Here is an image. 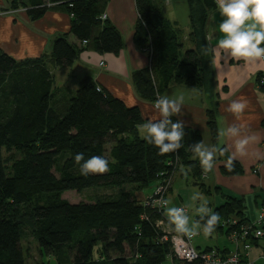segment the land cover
<instances>
[{"label":"trees","instance_id":"obj_1","mask_svg":"<svg viewBox=\"0 0 264 264\" xmlns=\"http://www.w3.org/2000/svg\"><path fill=\"white\" fill-rule=\"evenodd\" d=\"M54 4H63L72 14L70 32L84 46L70 43L65 35L57 37L51 53L57 66H71L89 44L100 53H119L121 34L101 18L100 0H11L12 8H26L33 20ZM161 4L136 0V37L149 41L152 53L150 64L135 72V86L153 102L172 84L208 85L211 75L206 24L209 10L216 7L214 0H188L195 47L186 49L183 57L179 29L163 17ZM261 76L258 84L264 90ZM52 84L42 57L17 61L0 48V264H28L22 245L27 229L41 253L54 256L57 264H165L171 244L155 224L168 222L167 217L164 210L144 205L138 192L184 169L194 184L210 193L200 181L204 170L192 157L191 145L201 143L200 133L182 126L181 147L158 155L138 132L145 121L138 106H127L92 78L56 103ZM207 116L216 142L215 111L208 110ZM76 153L84 159L104 157L107 170L83 176L73 159ZM223 158L224 175L243 173L225 148L219 150L218 161ZM126 184L130 190L94 201L71 203L62 196L67 190ZM212 212L218 221L209 234L229 236L253 223L245 217L242 198L228 196ZM196 220L204 226L201 215ZM255 227L262 235L250 236L251 247L261 244L264 254V218Z\"/></svg>","mask_w":264,"mask_h":264},{"label":"crops","instance_id":"obj_2","mask_svg":"<svg viewBox=\"0 0 264 264\" xmlns=\"http://www.w3.org/2000/svg\"><path fill=\"white\" fill-rule=\"evenodd\" d=\"M161 1L163 17L179 29L183 42L180 54L183 57L186 49L195 47L190 39L192 27L188 0ZM100 6L101 14H107L106 20L121 34L122 47L118 54L100 53L89 44L82 48L71 66H57L51 55L57 37L65 35L70 43L84 47L70 32L72 14L63 4H54L33 20L26 8H12L11 0H0V48L17 61L42 57L53 77L51 93L56 103L66 100L85 78H92L99 88L121 99L127 106H138L144 123L149 118L156 122L160 113L154 107V102L142 97L135 86V72L146 68L151 62L149 41L141 42L136 37L139 21L136 0H100ZM220 20L217 7L209 10L206 39L211 75L208 85L172 84L161 96H168L170 99L183 96L179 112L171 115L170 119L197 130L201 135V144L214 150L213 167L210 171H204L200 180L211 190L208 195H216L212 203H207L210 213L216 206L224 203L228 196L242 198L246 211V201L249 199L255 205L256 212L254 216L245 212V217L253 222L259 218L264 202V90L258 84V76L264 72V60L233 58L225 50L214 52L212 46L223 35L217 28ZM139 35L144 36V33ZM233 100L245 103V108L239 114L227 110ZM208 110L215 111L218 128L216 142L212 140L207 124ZM232 125L239 128V134L235 137L226 134V129ZM244 138H248V143L242 153L237 152L236 142ZM221 148H225L229 157L240 163L243 173L224 175L221 172L220 165L226 161L224 158L218 161ZM192 157L199 161L193 152ZM183 171L186 170L176 174H182ZM175 175L171 178L170 192L173 191ZM199 215L201 214L196 215L195 220ZM195 226V231L203 232V226L197 220ZM198 232L196 231L193 239V244L198 249L212 247L225 254L235 250V244L222 234L218 236L220 235V240L225 239V244L219 240L215 245L195 243ZM249 262L264 264L261 244L252 245L242 264Z\"/></svg>","mask_w":264,"mask_h":264},{"label":"clouds","instance_id":"obj_3","mask_svg":"<svg viewBox=\"0 0 264 264\" xmlns=\"http://www.w3.org/2000/svg\"><path fill=\"white\" fill-rule=\"evenodd\" d=\"M214 3L221 17L217 28L223 35L212 46V50L214 52L225 50L233 58L264 59V46H262L264 45V0H214ZM182 101L183 96L175 99H170L168 96L158 97L154 107L159 111L160 118L156 122L149 118L147 122L138 127L141 137L157 148L158 155L175 151L181 147L180 141L184 135L182 123L173 122L170 116L179 112ZM244 108V102L233 100L227 110L239 114ZM226 134L237 136L238 126H229ZM247 143L248 138L237 140V152L242 153ZM191 150L194 156L199 158L202 169L205 172L210 171L213 167L214 150L200 142L191 145ZM73 159L79 165L83 176H88L90 173H103L108 167L107 160L102 156H91L84 159L82 153H76ZM195 199L196 196H193V200ZM206 205L207 201H203L196 211L201 214V219L205 220L203 232L208 235L213 231L218 215L215 212L210 213ZM164 214L175 232L189 237L196 235V226L189 227V217L183 208L166 207Z\"/></svg>","mask_w":264,"mask_h":264},{"label":"built area","instance_id":"obj_4","mask_svg":"<svg viewBox=\"0 0 264 264\" xmlns=\"http://www.w3.org/2000/svg\"><path fill=\"white\" fill-rule=\"evenodd\" d=\"M163 1L168 2L169 0ZM101 18L105 20L107 18V14H102ZM86 42V40L83 41V44ZM149 50L151 55L152 51L150 47ZM261 75L260 84L264 88V72ZM158 97L161 96L157 95V98ZM171 178L172 176H163V178L156 185L154 193L147 197L143 204L157 208L160 212L163 211L168 206L166 197L170 188ZM176 207L183 208L185 214L189 211L188 207L184 204ZM263 218L264 205H262L260 216L256 221H253L252 224L243 225L240 231L231 232L228 237L236 247L233 252L226 254L220 252L216 248L210 250H201L196 248L193 244L195 235L189 237L183 233H177L174 231L173 227L163 219L158 220L155 226L162 232V239L169 240L171 244V253L165 264H242L251 249L250 236L259 237L262 235L261 229L255 226H259L262 223ZM231 223H235V220ZM249 264L252 263L249 262Z\"/></svg>","mask_w":264,"mask_h":264},{"label":"rangeland","instance_id":"obj_5","mask_svg":"<svg viewBox=\"0 0 264 264\" xmlns=\"http://www.w3.org/2000/svg\"><path fill=\"white\" fill-rule=\"evenodd\" d=\"M166 6H164L165 10ZM163 10V12H164ZM159 182L157 180L151 186L144 188L141 192H138V195L141 199H146L152 195L155 191L156 185ZM130 184H126L122 187H90L85 188L82 191L76 190H67L63 193V198L67 199L71 203H79L81 201H94L98 197H112L116 196L120 191H128L131 189ZM167 194V207H176L178 205L184 204L188 207V213L186 214L189 217V227L196 224L195 217L197 214H200L196 209L202 204L203 201L207 203H212L216 195H208L203 189L194 184L193 178L186 171H183L182 174H176L173 179V191L168 190ZM199 194V195H197ZM193 196H196V199L193 200ZM262 200V197H260ZM260 201V200H259ZM216 203V202H215ZM253 202L249 199L246 201V214L254 216L256 209L255 205L251 206ZM208 207V205H206ZM261 212V210H260ZM258 217V216H257ZM256 217V218H257ZM255 218V219H256ZM257 220V219H256ZM255 220V221H256ZM199 231L194 242H200L202 245H215L219 240L220 243L225 244V239L220 240V235L218 234H208L205 235L204 232ZM219 237V238H217ZM225 241V242H224ZM23 251L27 257L28 264H57L54 256L48 254H42L36 240L30 233V230L25 231L24 238L22 239Z\"/></svg>","mask_w":264,"mask_h":264}]
</instances>
